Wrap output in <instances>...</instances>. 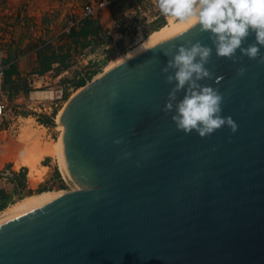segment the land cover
Listing matches in <instances>:
<instances>
[{"label":"water","instance_id":"water-1","mask_svg":"<svg viewBox=\"0 0 264 264\" xmlns=\"http://www.w3.org/2000/svg\"><path fill=\"white\" fill-rule=\"evenodd\" d=\"M209 35L179 24L67 104L57 165L71 193L0 223V264H264V65L217 58ZM188 40L213 48L201 83L236 133L186 135L162 111L163 50Z\"/></svg>","mask_w":264,"mask_h":264},{"label":"rangeland","instance_id":"rangeland-1","mask_svg":"<svg viewBox=\"0 0 264 264\" xmlns=\"http://www.w3.org/2000/svg\"><path fill=\"white\" fill-rule=\"evenodd\" d=\"M88 1L0 0L2 100L9 110L8 118L0 120V152L11 159L0 166V209L4 203L8 208L18 201L22 186L25 192L36 191L40 185L48 189L44 192L71 190L54 156L45 155L33 172L40 180L38 175H30L27 161L36 153V146L58 142L57 117L71 97L114 61L140 48L144 38L168 23L167 19L162 27L139 43L120 40L118 33L112 30V23L120 19L121 11L135 2L125 0L120 9L113 10L112 21L109 17L99 21V16L68 31L70 20L78 17ZM141 1V9L151 7L154 2ZM39 91H53L54 97L34 99L33 93ZM25 130L31 131L29 135H24Z\"/></svg>","mask_w":264,"mask_h":264},{"label":"clouds","instance_id":"clouds-1","mask_svg":"<svg viewBox=\"0 0 264 264\" xmlns=\"http://www.w3.org/2000/svg\"><path fill=\"white\" fill-rule=\"evenodd\" d=\"M154 8L166 18L181 24L199 25L201 33H209L217 58H226L234 64L242 57L257 60L264 65L260 55L264 47V0H154ZM255 39L244 47L250 34ZM213 48L197 41L188 40L182 45L172 44L163 50L169 57L162 69L165 83L174 87L168 93L162 111L174 113L171 117L178 131L190 134L195 131L205 138L224 126L234 134L238 125L231 116H222L224 96L218 89L204 85L201 81L213 79L212 72L206 67ZM246 69L241 67L237 75L243 77ZM222 77H217L219 83ZM183 91L182 99L177 94ZM117 93L112 92L115 97ZM118 139L114 143L119 145ZM130 155V154H129Z\"/></svg>","mask_w":264,"mask_h":264},{"label":"built area","instance_id":"built-area-1","mask_svg":"<svg viewBox=\"0 0 264 264\" xmlns=\"http://www.w3.org/2000/svg\"><path fill=\"white\" fill-rule=\"evenodd\" d=\"M122 1L123 0H90L83 5L78 17L70 20L68 31L71 29H78L81 23L85 20L97 19L102 15L103 11L121 3ZM151 11H153L156 16L153 17L150 15L147 17L148 14H151ZM120 16V19L113 21L112 30L115 33H118L120 40L124 42L132 41L134 43L141 42V40L150 33L151 26L156 23L159 18H162L163 20L159 25L165 23L164 21L167 22L168 19L154 8V2L151 3V7L149 8H143L140 11H133L126 14L121 13ZM3 87L4 69H0V120L6 119L9 116L7 104L2 100L4 94Z\"/></svg>","mask_w":264,"mask_h":264},{"label":"bare ground","instance_id":"bare-ground-1","mask_svg":"<svg viewBox=\"0 0 264 264\" xmlns=\"http://www.w3.org/2000/svg\"><path fill=\"white\" fill-rule=\"evenodd\" d=\"M181 23H179L178 21L174 20V19H171V18H168V23L166 26H164L163 28H161L160 30L156 31L155 33H153L149 38H144L142 40V44L140 47H142L144 44H146L147 42H149L151 39H153L154 37H156L157 35L179 25ZM139 49V48H138ZM137 50V49H136ZM135 51V50H134ZM132 53V52H131ZM130 54V53H129ZM127 56V55H126ZM125 57V56H124ZM123 58V57H122ZM122 58H119L117 59L116 61L113 62L116 63L118 60L122 59ZM112 64V65H113ZM111 65V66H112ZM110 66V67H111ZM104 73V72H103ZM102 73V74H103ZM101 74V75H102ZM100 75V76H101ZM99 76V77H100ZM97 77V78H99ZM96 78V79H97ZM96 79H94L93 81H95ZM92 81V82H93ZM91 82V83H92ZM90 85V84H88ZM86 85V86H88ZM86 86H84L81 90H79L73 97H71L68 102L66 103V105L64 106V108L67 106V104L75 97L77 96ZM34 99H38V100H45V99H52L54 97V92L53 91H39V92H35L33 93V96H32ZM63 108V109H64ZM62 109V111H63ZM61 111V112H62ZM61 114V113H60ZM59 114V115H60ZM58 115V116H59ZM58 118V117H57ZM28 128V126H27ZM58 129L60 131V135L62 134L63 132V125L61 123L58 122ZM31 130V129H30ZM30 130H25L24 132V135H29V133L31 132ZM35 131V130H33ZM38 132V131H37ZM32 134V133H31ZM32 137V136H31ZM38 139V138H37ZM58 143H59V140L58 142L54 145V144H45L44 146H36V153H33V155L30 157L31 159H29L27 161V166L30 170V175H32V177H34L35 175H38L37 173H33L34 171L36 172V169H37V166L40 164L42 158L45 156V155H50V156H54L56 159H57V151H58ZM33 151V150H32ZM45 169V168H44ZM47 170V168H46ZM43 174V173H42ZM41 177V176H40ZM39 178V175L38 177ZM42 178V177H41ZM35 179V178H34ZM40 180V178H39ZM36 181V180H34ZM36 183V182H34ZM33 183V184H34ZM71 193V190L70 191H61V192H42V193H37V194H33V195H30V196H27L25 199L11 205L10 207H8L6 210L2 211L0 213V223L6 221V220H9L13 217H16L20 214H23L27 211H30L36 207H39L57 197H60V196H63V195H66V194H69Z\"/></svg>","mask_w":264,"mask_h":264},{"label":"crops","instance_id":"crops-1","mask_svg":"<svg viewBox=\"0 0 264 264\" xmlns=\"http://www.w3.org/2000/svg\"><path fill=\"white\" fill-rule=\"evenodd\" d=\"M90 1V0H89ZM88 1V2H89ZM125 0H123L122 2H124ZM138 1V2H137ZM135 0V2H134V4H133V6H131L129 9H127V10H125L124 12L123 11H121L122 13H130V12H133V11H140L141 10V7H140V5L141 4H143V1H141V0ZM88 2H86V3H88ZM122 2L121 3H119V4H117V5H115V6H112V7H110L109 9H106L105 11H103L102 12V15L99 17V21H102V20H104V19H106V18H108L109 17V19L112 21L113 20V17H112V12H113V10H115V8L117 9V8H119V7H121L120 5L122 4ZM85 3V4H86ZM120 9V8H119ZM138 9H140V10H138ZM130 10V11H129ZM156 16V14H154V12L153 13H151V14H148L147 15V17H149V16ZM163 22V20H162V18H159L158 19V21H156V23H154L151 27V30H150V32L152 31V30H154V29H156L157 28V26L160 24V23H162ZM158 24V25H157ZM155 25H157V26H155ZM160 26V25H159ZM8 154H6V153H4V152H0V166L2 165V163H4V161L5 162H8L9 160H11V159H8Z\"/></svg>","mask_w":264,"mask_h":264},{"label":"trees","instance_id":"trees-1","mask_svg":"<svg viewBox=\"0 0 264 264\" xmlns=\"http://www.w3.org/2000/svg\"><path fill=\"white\" fill-rule=\"evenodd\" d=\"M164 25V23L163 24H161L160 26H158L156 29H154V30H157V29H159L160 27H162ZM154 30H152V31H154ZM151 31V32H152ZM24 189V186H22V188H21V190H22V194H21V196L18 198V201H16L15 203H17V202H19V201H21V200H23V199H25L27 196H30V195H32L33 193L35 194V193H41V192H44V191H47L48 189H46L45 187H43L42 185H40L39 187H38V189L36 190V191H30V190H28V191H24L23 190ZM10 203H14V202H10ZM7 203H4L2 206H1V209L0 210H2L3 211V209H6L7 208Z\"/></svg>","mask_w":264,"mask_h":264}]
</instances>
